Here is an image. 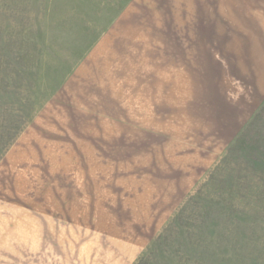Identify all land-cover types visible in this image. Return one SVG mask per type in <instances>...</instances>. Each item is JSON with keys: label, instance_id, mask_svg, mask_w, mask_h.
Returning a JSON list of instances; mask_svg holds the SVG:
<instances>
[{"label": "rangeland", "instance_id": "rangeland-1", "mask_svg": "<svg viewBox=\"0 0 264 264\" xmlns=\"http://www.w3.org/2000/svg\"><path fill=\"white\" fill-rule=\"evenodd\" d=\"M0 57V264H264L212 175L264 101V0H0Z\"/></svg>", "mask_w": 264, "mask_h": 264}, {"label": "trees", "instance_id": "trees-1", "mask_svg": "<svg viewBox=\"0 0 264 264\" xmlns=\"http://www.w3.org/2000/svg\"><path fill=\"white\" fill-rule=\"evenodd\" d=\"M1 44L4 48L3 52L5 57H10L9 59L13 62L17 61V58L12 56L15 52L13 50L10 51L9 43ZM3 91L4 96L11 100L12 93L9 90L8 85L1 86L0 98ZM14 91L16 92V89H14ZM23 99L25 100V97L20 96L19 103H17L19 108H17V110L26 114L24 119L26 122L22 125V127L25 128L32 120L31 116L27 113L31 102L28 103L27 99L26 102L28 104L22 103L25 102ZM2 151L3 149L0 150V152ZM212 170V175L215 174L216 171L222 173V182L225 184H230L231 187L234 185L239 187L233 189L244 190L247 194L251 193L252 195L248 197L252 198L254 196L258 202L260 210H264V101L261 103L254 115L247 121L245 126L234 137L226 148L225 153L218 160L217 166H215ZM234 175L238 178L237 182L233 179ZM173 224L178 225V228H180L179 215L173 218ZM163 236L164 232H162L158 237L163 238ZM154 243L155 241H153V244ZM157 246L160 247L159 245ZM148 254H151L154 257L150 263L146 262ZM163 260L164 252L161 247L156 250L152 246H149L145 254L137 260V264H163Z\"/></svg>", "mask_w": 264, "mask_h": 264}]
</instances>
